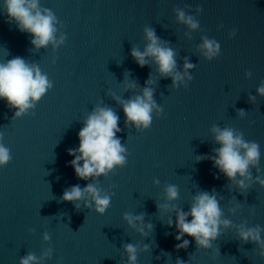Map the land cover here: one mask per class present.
<instances>
[{"label": "water", "instance_id": "95a60500", "mask_svg": "<svg viewBox=\"0 0 264 264\" xmlns=\"http://www.w3.org/2000/svg\"><path fill=\"white\" fill-rule=\"evenodd\" d=\"M38 6L56 18L55 45H33L30 33L8 22L0 0V63L20 57L52 85L19 117V109L0 99V142L12 157L0 166V264H21L29 255L35 264H132L129 244L135 264H264V247L240 238L241 227L264 229V185L257 180H264V95L258 92L264 0H38ZM146 29L173 51L172 74H161L153 57L141 67L132 56L150 43ZM206 39L219 45L211 58ZM176 73L182 80L174 83ZM146 88L155 103L147 129L123 110ZM97 108L118 116L125 164L81 180L69 151L79 148V132ZM214 127L259 145L247 188L238 186L242 177L229 180L214 165L221 147ZM89 184L110 197L103 214L90 196L63 199L66 190ZM169 186L177 188V199L167 198ZM203 192L216 196L220 219L229 225L221 223L211 248L185 235L189 244L178 249L177 212L190 211ZM126 215L141 219L130 224Z\"/></svg>", "mask_w": 264, "mask_h": 264}, {"label": "clouds", "instance_id": "9594fccd", "mask_svg": "<svg viewBox=\"0 0 264 264\" xmlns=\"http://www.w3.org/2000/svg\"><path fill=\"white\" fill-rule=\"evenodd\" d=\"M7 7V16L9 21H15L20 31L30 33L34 39L32 44L37 48L46 47L49 43L54 45L56 28L54 22L55 16L50 10L45 9L42 14L38 6V0H5ZM179 17L182 21L188 23L192 28L197 24L191 17L185 19L184 13L180 12ZM147 39L150 41L146 50L142 53L133 49L132 56L137 63L144 67L146 57H153L159 65L161 74L167 76L173 73L176 62L174 53L170 48H164L159 45L156 34L151 29H146ZM63 40H61V43ZM215 45V46H214ZM204 49L206 55L211 58L219 50V45L214 41L205 40ZM193 65L185 64L186 69ZM191 79V77H190ZM182 80L179 73L173 77L176 83ZM151 83V81H149ZM52 87L46 75H42L39 68L29 66L24 59L20 57L13 58L7 63H0V99L7 100L8 104L19 109L16 116L19 117L34 108V102L39 101L46 91ZM261 95H264V87L258 89ZM153 93L150 88H146L143 97L137 96L133 100L124 103L123 110L129 122L136 124L137 127L143 125L145 129L149 127L152 121L151 112L155 107L152 99ZM243 115V112H241ZM118 116L110 109L97 108L87 119L85 126L79 132L80 145L77 149L69 151V155L74 159L71 161V167L75 169L77 177L86 180L93 176L106 175L117 165L125 164V157L122 153L125 149L121 146L120 140L116 138L118 128ZM215 139L221 145L215 150V156L212 157L214 165L229 179L236 181L237 175L242 177L238 181V186L245 189L248 185L245 180H251L248 171L250 165H256L259 162L260 151L256 142H246L243 134H236L231 128L220 129L214 127ZM2 140V136H0ZM10 150L0 142V166L8 164L12 159ZM261 185L264 180L257 178ZM90 196L96 204V210L103 214L110 205V197L101 195V192L92 184L81 189L79 185L66 190L63 199L68 202L77 201ZM167 198L175 200L178 198V190L175 186L167 188ZM165 207H167L165 205ZM222 215L219 203L215 195L203 192L194 198L190 211L180 210L177 212L175 227L179 233L176 236L177 248H186L188 240H184L185 235L193 237L198 246L202 248H211L212 241L220 235V225L223 223L226 227L229 221H221ZM189 217L191 220L189 221ZM125 219L133 224L140 217H131L126 215ZM171 225V221L169 222ZM261 229L241 227L240 238L245 241H252L264 247V240L261 239ZM47 239V237H46ZM129 253V259L132 264L136 261V248L129 244L126 245ZM36 257L29 255L21 261V264H35ZM179 264V262H178Z\"/></svg>", "mask_w": 264, "mask_h": 264}]
</instances>
